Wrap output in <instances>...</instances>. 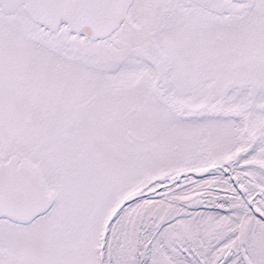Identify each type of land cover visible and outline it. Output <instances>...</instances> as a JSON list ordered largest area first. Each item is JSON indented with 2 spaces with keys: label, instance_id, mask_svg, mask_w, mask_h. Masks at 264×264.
Segmentation results:
<instances>
[{
  "label": "snow or ice",
  "instance_id": "obj_1",
  "mask_svg": "<svg viewBox=\"0 0 264 264\" xmlns=\"http://www.w3.org/2000/svg\"><path fill=\"white\" fill-rule=\"evenodd\" d=\"M0 264H264V0H0Z\"/></svg>",
  "mask_w": 264,
  "mask_h": 264
}]
</instances>
